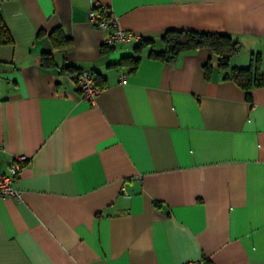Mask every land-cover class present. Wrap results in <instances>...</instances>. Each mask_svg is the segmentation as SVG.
<instances>
[{"label":"crops","instance_id":"0c3cea01","mask_svg":"<svg viewBox=\"0 0 264 264\" xmlns=\"http://www.w3.org/2000/svg\"><path fill=\"white\" fill-rule=\"evenodd\" d=\"M95 1L154 40L134 70L116 63L136 42L101 50ZM0 13V168L26 156L20 198L0 197V264H264V85L247 99L208 48L148 56L170 28L226 32L229 66L257 58L264 74V0H2ZM58 27L70 44H51ZM65 65L101 77L95 98Z\"/></svg>","mask_w":264,"mask_h":264},{"label":"trees","instance_id":"16d2710c","mask_svg":"<svg viewBox=\"0 0 264 264\" xmlns=\"http://www.w3.org/2000/svg\"><path fill=\"white\" fill-rule=\"evenodd\" d=\"M48 37L54 47H62L71 43V40L64 35L59 27L50 31ZM159 41L162 43V48L155 49L151 47L148 56L164 62L172 61L183 51L199 48L210 49L216 56L217 67L225 71L224 77L233 80L238 86L244 89L246 91V98L249 100V90L254 86L264 85V74L259 69L257 58L255 63H250L247 66H229L230 56L239 48V42L229 33L170 28L161 34ZM11 42V35L0 13V44ZM153 43L154 40L152 38H140L133 46V54L121 58L116 64L129 65L130 70H134L140 59L142 50ZM110 48L109 44L105 42L101 45V50ZM40 62L44 67H53L55 65L51 52H41ZM64 68L68 72H77L80 70L71 65H65ZM203 69L204 76L209 78L212 69L211 59H208L203 64ZM91 74L95 78L96 84L101 87V77L97 73Z\"/></svg>","mask_w":264,"mask_h":264},{"label":"built area","instance_id":"2783aa9c","mask_svg":"<svg viewBox=\"0 0 264 264\" xmlns=\"http://www.w3.org/2000/svg\"><path fill=\"white\" fill-rule=\"evenodd\" d=\"M87 19L92 27L108 31V35L105 38V43L107 44L126 40L137 42L140 39V36L122 28L118 23L117 17L111 11V8L98 1L93 2L89 8ZM65 75L68 83L84 99L92 100L100 91V87L96 84L95 78L86 69H80L77 72H67ZM120 80L121 82H125L124 74L121 75ZM25 159L26 156L24 154L17 155L7 170L0 168V197L20 198L15 183L18 172L22 167V162ZM184 264H205V262L202 258H198L189 260Z\"/></svg>","mask_w":264,"mask_h":264}]
</instances>
